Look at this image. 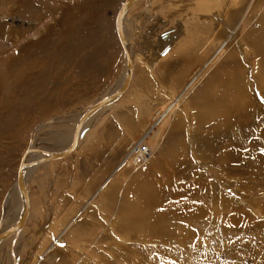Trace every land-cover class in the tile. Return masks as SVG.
I'll return each mask as SVG.
<instances>
[{"label":"rangeland","instance_id":"374dc122","mask_svg":"<svg viewBox=\"0 0 264 264\" xmlns=\"http://www.w3.org/2000/svg\"><path fill=\"white\" fill-rule=\"evenodd\" d=\"M125 1L0 0L2 229L15 222L12 218L16 216L8 207L11 197L17 194L18 170L27 150L35 146L53 151L66 147L80 113L123 82L127 65L117 33V16ZM243 1L137 2L126 20L136 66L132 87L93 119L76 153L43 163L30 176L33 215L23 228V249H17L21 264H44L43 258L49 256L55 257V264H264V96L249 78L252 100L238 97L239 102L246 103L244 116L239 117L231 108L221 123L205 129L194 127V115L187 103L194 89L202 91V84L206 83L200 97L213 93L216 84L223 89L227 86L224 73L218 76L217 63L206 58L227 39L225 28L232 21L228 16L242 15ZM259 4L250 14L254 18L248 21L257 31L261 29L257 19L264 16V0ZM219 22H223L222 30ZM205 28L204 36L201 29ZM143 30L144 36L139 35ZM227 45L230 47L219 61L235 53L230 39ZM241 49L235 55L246 68L251 60L243 58L246 50L243 53ZM215 73L220 80L209 82ZM181 94V105L171 111L173 116L169 118L176 124L182 117L181 126L174 124V131H170L166 130L167 124L162 125L160 136L154 137L161 129L157 124ZM143 100L149 105V113L160 105L145 122L141 121ZM62 116L67 118L58 119ZM51 119L56 123L42 125ZM223 122L225 125L220 126ZM142 141L152 148L155 160L165 156L159 165L175 169L172 174L176 175L174 185L169 187L172 191L161 186L163 197L159 198L164 204L159 210L167 218L157 242L139 234L138 229L128 232L125 226L130 221V203L123 204L133 188L142 185L145 173L154 174L159 165H154L152 159L141 167L126 162L125 175L120 180L111 178ZM177 141H182L185 150L177 167H172L167 156L172 149H178ZM250 150L256 153L252 152V163L246 157ZM230 151L239 153L241 160L232 164L224 156L226 152L233 154ZM249 166L252 167L247 169ZM112 184H117L113 193L116 201L103 195ZM94 197L101 201L95 203L94 216L87 219L91 225L84 224L87 220L83 223L89 230L95 224L91 240L75 237L56 248L51 246L50 253L44 255L51 245L48 242L42 246L45 234L53 233L49 230L54 225L58 228V223L68 224L78 217ZM103 199L107 200L104 204ZM131 201L135 205L136 201ZM15 208L19 210V202ZM135 208L138 211L139 202ZM169 216H174V224L166 220ZM11 239L0 250V264L14 262L10 256Z\"/></svg>","mask_w":264,"mask_h":264},{"label":"bare ground","instance_id":"6f19581e","mask_svg":"<svg viewBox=\"0 0 264 264\" xmlns=\"http://www.w3.org/2000/svg\"><path fill=\"white\" fill-rule=\"evenodd\" d=\"M137 2H140V0H137L136 2L133 3L131 9L128 11L126 16L122 20V28H123V33H124V37H125V42H126L127 49H128V54H129V56L133 62V75H132L130 85L127 88V90L124 91V93H122L114 102H112L109 105H107L106 107H103L102 109L98 110L93 116H91L84 123V125H82V127L79 126V124L81 123L82 116L84 115V113L86 112V110L89 107H91V106L99 103L103 99L110 97L113 94H116V93L121 91V89L125 83L126 77H127V66H126L125 78H124L123 82L121 83V85L115 91H113L111 94L105 95L99 101H97L93 105H90L82 113H80V116H78L79 118L76 119L78 121L77 124L75 123L76 127L70 136L71 140H70L69 144H67L66 147L59 149V150H55V151L46 150L47 148L43 150L42 148H40L38 146L32 147V148L28 149L27 152L24 154L22 162L24 161L25 164L26 163L29 164L31 162L38 161V160L46 158L48 156L59 155V154H62L63 152H65L66 150L70 149L71 147L74 149L70 154L76 153L82 147L83 140L85 138L84 136H85V133L87 131V127L90 125V123L93 121V119L96 118L97 115L103 113L105 110L112 107V105L116 104L131 89L133 81H134L135 72H136L135 71L136 66H135L133 47L131 46V41H130V37H129L130 34L127 32L128 27L126 25V20H127L128 14L131 12V10L137 4ZM247 2H248V0H244L243 4L241 6L242 13H243L242 15H230V16H228L229 18L231 17L232 21L230 22V26H226L227 28H225V34L224 35L227 36V39L222 40L218 45H216L214 47L213 51L210 52L209 55L206 54V55H208L206 59L212 60V62L215 64L217 63L216 65L220 68V70L218 71V76H221V74L224 73V75L227 79V86H225L223 89L221 85L216 84L215 86L212 87L213 93L209 92L210 94L207 93L201 97H200V93L204 92V85L206 84L205 82H204L205 84H202V86H201L202 91L198 90V89L193 90V92L191 93L192 96L189 98L187 103H188V106L190 107V109L194 115V117H193L194 118V127L196 125L198 127H202L201 129H205L203 127H206V126L211 125L213 123L217 124L218 121L221 123V121L224 120V118H226L227 115L230 114L231 108L232 109L235 108V110H236L235 114L236 115H238L239 117L240 116L243 117L244 111L246 109V107H245L246 103L245 102H239L238 97L243 96L244 100L248 97L249 100H252L251 96L249 94V84H250V82L248 81L249 78H250V80L254 81V85L258 86V88L260 89V93L264 96V16L263 17L260 16L259 19H257L261 24L260 30L257 31L253 27H251V25H248V23H249L248 21L252 20V18H254V15H250V14H252L254 12V8L259 7L260 0H251L249 3H247ZM260 6H263V3ZM120 11H121V9H120ZM118 15H119V13H118ZM117 18H118V16H117ZM222 23L219 22L218 27H220V29L222 28V26H220ZM209 28H210V34L209 35H211V32L213 31V25H211ZM205 30H206V28L204 30L201 29V34H203L204 36H205ZM144 31L145 30L140 31L138 34L141 36H144ZM208 31H207V33H208ZM117 33L119 36L118 24H117ZM195 34H197V33H195ZM198 35H199V33H198ZM240 37H242L243 41ZM120 38L121 37L119 36V39ZM229 39H230L231 45L235 48V53H231L228 57L225 54L226 55V58H224L225 61H223V62L219 61L221 59V58L219 59V57H223V53L225 52V49H229V47H230V46H228L229 44L227 45ZM120 41H121V39H120ZM243 43H246V44L243 45ZM121 44H122L123 49H124V42L121 41ZM241 47H243V50L241 49ZM239 49H241L243 53L246 50V53L243 55V58L245 60H251L249 66L252 69L249 66L246 68H244V65L242 66L239 57L235 55L237 53V51H239ZM124 52H125V50H124ZM208 53H209V51H208ZM125 57H126V65H127L126 52H125ZM235 64L238 65V67H235L234 66ZM216 73H215V75L210 76L209 82H211V81L217 82L218 80H220V77H217ZM209 89H211L210 85H209ZM182 96H184V95L181 94L175 100L176 101L175 104L171 105L170 109L166 112L167 117L163 116V120L159 121V123L157 125H160L159 128H161V129L156 132V135H154V137L160 136V133L162 132V128L165 124H167L166 130H170V131L173 130L174 131L175 121H172V119L170 120L169 118L173 116L171 111L174 110L175 107H177V109H178V107L181 105ZM226 96H228V98H226ZM142 103H143V105H141V106H142L144 112L141 113V116L144 118L141 119V121L145 122V121H147L146 118L148 117V115L154 114L160 105L153 107V110H152L153 112L150 111L151 113H149V110H148L149 105L148 106L146 105V103H147L146 100H143V102L141 101V104ZM215 114L218 116H216ZM66 118H67V116H62V117H59L58 119H66ZM175 118H177V117H175ZM180 119L179 120L177 119V121H176V124L178 126H181V124H182V120H180ZM55 121H56V119H51V121L48 120L47 122L43 123L42 125L47 127L48 125L56 123ZM121 122H123V121H121ZM223 123L224 124H222L220 126H224L226 122H223ZM216 128H217V125H216ZM39 129H40V127L35 131V133H38ZM172 138H174V137H172ZM171 140H173V139H171ZM177 142H178V145H176V144L175 145L178 146V149L177 148H176V150L172 149L173 152H171L167 156L168 159L166 158L167 161L169 160L170 162H172V164H171L172 167L173 166L177 167V164H179L177 162L180 160V158H182L181 156L183 155V152L185 150L181 146L182 141H177ZM169 144H171V143L169 142ZM252 145H254L253 147H255L256 143L253 142ZM170 147H173V144ZM230 152L233 154L226 152V154L224 156L227 158H230L231 163L234 161L239 162L241 160V155L239 153H234L232 151H230ZM252 152L254 154H256L254 151H252ZM252 152L250 150V152L246 155V157H247V159H249L250 163H252L253 162L252 160H254V158H253L254 155ZM153 153L154 152H153L152 148L148 144H146L145 142L142 141L140 144H138L131 151L130 154L127 155V157L124 159V162L115 169V172H113L114 175L111 178L113 180L116 178H118L120 180V178L123 177V175H125L126 169L124 168V166H125L126 162L129 164H132L134 167H141V166L147 164L148 161H150V159H152V161H154V165H159L160 159L161 160L165 159V156H162L161 158L155 160L154 159L155 155ZM173 153H177L178 155L174 156ZM69 155H67V156H69ZM66 157H64V158H66ZM170 157L172 160H170ZM183 157H185V156H183ZM64 158H61V159H64ZM61 159H58V160H61ZM52 161H56V160H52ZM48 162H50V161H48ZM44 163H46V162H44ZM42 164L43 163H37L36 165L25 169L24 173H23L24 174V190H25V194L27 195L28 200H29L28 208L25 206V200L23 199L22 195L19 193L18 186H16L17 187V189H16L17 194L16 195L12 194L15 197H11L9 207H8V211L10 213H12V215H15L17 219L12 218L15 222H13L14 224H11L10 225L11 227L9 226V228H7L8 227L7 226L6 227L7 229L6 228L2 229L4 222H2L0 224V250L2 251L4 245H6L8 243L9 238L12 237L10 256L14 260L13 264H19L20 263L21 257L18 255L21 252L18 254L19 250H17V249H19V248L23 249V240H22L23 228H24L26 222H28L29 217L31 215H33L32 208H31V206H32L31 205L32 204L31 197L32 196H31L30 191H29L30 190L29 185L31 182L30 176H32V174H35L36 171H38V168L42 167ZM250 167H252V166L247 167V169ZM170 169H173V168H170ZM174 170L175 169H173L172 171H174ZM172 171L169 170L168 168L162 167L161 165L157 166L155 169V172H154V174L156 176L154 174H149V172L145 173L146 177L144 178L145 179L143 181L144 183L142 182V185H138V186L134 187L132 190L133 192L131 191V193L127 196L128 198H125L126 202L124 201L123 205L130 203L128 213H127V217L129 218L130 221L128 220L129 222L127 223V225L125 224L126 225L125 227L128 229V232H130L129 230L137 231L136 229H138L140 231L139 234H142V235L147 236V237L150 236L152 238H155L156 242L161 237L160 232L162 230V225L164 224L163 221L167 217H164L160 213L159 206H160V204H164V203H161L162 201L159 197L161 195L163 197V193H162L163 187L161 189L162 185L167 187L166 190L169 189L170 186L174 185L172 180H173V178L175 179L176 175H173ZM179 171L180 170H178V172ZM235 175H236V173H235ZM139 183H140V181H139ZM116 185L117 184H112L111 186H109L108 187L109 192L103 194L104 197L107 198V200H110V201L115 200L116 201L115 197L113 196L114 188H116ZM165 187H164V189H165ZM91 190L93 191V188ZM105 191H107V190H105ZM169 191H172V190L169 189ZM13 192H15V191H13ZM171 193H173V192H171ZM167 194H165V195L167 196ZM103 195H102V197H103ZM118 197H119V195H118ZM106 198H104V199H106ZM104 199H103V204L107 201ZM167 199H169V198H167ZM117 200H119V199H117ZM131 200L136 201L135 205L137 202H139L140 208L138 209V211L135 208V205L133 204V202ZM162 200L164 201V199H162ZM97 201H101V198L95 199V197H94V200L91 199L88 202H86L87 206L82 209L81 214L78 217H76L75 219H73L71 222H69L68 224L62 223V222L58 223V228H57V225H54V228H51L49 230L50 233H51V231H53V233H51V234H54V235H52V236H54L53 239H52L51 234H45L47 236H46L42 246L43 247L46 246L47 244H49L48 242H51V245H50V247H47L46 250H45V248H41V249H43V251L44 250L46 251L44 253V255H47L50 253L51 246L53 248H56L57 245L58 244L60 245L61 242L67 243L68 240L73 241V238H75V237L79 238V239H86L95 233V230H94L95 224H93V227H90V228H92V230H89L86 226L91 225L90 222H89L90 224L88 223V220H89L88 218L89 217L91 218L94 216V214L96 212L95 211V203ZM18 202H19V210L18 209L16 210L15 204L17 203V205H18ZM168 202L170 203L169 200H168ZM176 204H177V202H176ZM109 207L111 208V209L110 208L109 209L112 211V207L111 206H109ZM137 207H139V206H137ZM163 207H164V205H163ZM72 208H73L72 209V211H73L76 208V206L72 207ZM181 208L182 207H180L179 209H181ZM161 209H164V208H161ZM111 211H104V212L110 213ZM136 211L138 213H136ZM73 213L74 212H72V214ZM119 215H121V214H119ZM118 217H120V216H118ZM172 217H174V216H172ZM172 217L169 216L168 219H166V220L171 221L174 224V220L171 219ZM193 217H195V216L193 215ZM6 218H7V215H6ZM190 218H192V217H190ZM22 219H25V223H23V224H22ZM122 219H124V218H122ZM5 220H7V219H5ZM86 220H87V222L84 223ZM137 221H141V222L139 223ZM175 221H176V219H175ZM83 223L86 224V226ZM120 223H122V222H120ZM96 228H98V225L96 226ZM124 231H125V229H124ZM45 235H44V237H45ZM149 239H151V238H149ZM88 240H91V239L89 238ZM121 248H122V246H121ZM57 254H58V252H57ZM76 256L79 258V253H77ZM49 257L43 258L44 264H55L54 263L55 257H53V256H51L50 258ZM86 258H90V255H87ZM91 259H93V258H91ZM93 261H95V260L93 259ZM117 263L119 264V262H117ZM63 264H72V263H70L68 261V262H65Z\"/></svg>","mask_w":264,"mask_h":264},{"label":"water","instance_id":"95a60500","mask_svg":"<svg viewBox=\"0 0 264 264\" xmlns=\"http://www.w3.org/2000/svg\"><path fill=\"white\" fill-rule=\"evenodd\" d=\"M136 1L137 0H126V2L124 3V5L121 8V11L119 12L118 18H117V24H118V28H119V36L121 37L120 38L121 41L124 42V50H125L126 55H127V77H126L125 83H124L120 92L113 94L112 96L107 97V98L103 99L102 101H100L99 103L89 107L81 118V123L79 124L80 127H82V125H84V123L91 116H93L98 110H100L103 107H106L110 103L114 102L122 93H124V91L127 90V88L130 85V81H131V78L133 75V62H132V60L128 54V49H127V45L125 42L123 28H122V20L124 19V17L128 13V11L131 9L133 3ZM73 149L74 148L71 147L70 149L66 150L62 154L55 155V156H48L46 158L40 159V160L35 161V162H31L29 164H27V163L25 164L24 161L21 163L19 170H18V175H17V186H18L19 193L22 195L23 199L25 200V206L27 208L29 206V200H28V197L25 194V190H24V174H23L24 170L27 168H30L31 166L36 165L37 163H44V162L64 158L67 155H69L73 151ZM23 223H25V219H22V224Z\"/></svg>","mask_w":264,"mask_h":264}]
</instances>
